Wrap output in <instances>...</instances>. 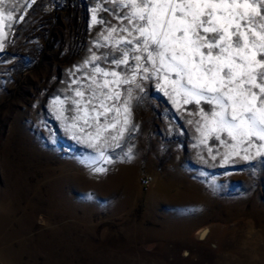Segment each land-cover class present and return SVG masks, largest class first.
I'll return each mask as SVG.
<instances>
[{"label":"rangeland","instance_id":"rangeland-1","mask_svg":"<svg viewBox=\"0 0 264 264\" xmlns=\"http://www.w3.org/2000/svg\"><path fill=\"white\" fill-rule=\"evenodd\" d=\"M29 2L0 17V264H264L256 149L244 159L245 145L221 143L226 134L186 111L197 105L155 81L121 85L132 97L106 99L119 112L99 115L86 103L94 65L77 66L110 51L99 20L119 27L103 10L119 3Z\"/></svg>","mask_w":264,"mask_h":264},{"label":"snow or ice","instance_id":"snow-or-ice-1","mask_svg":"<svg viewBox=\"0 0 264 264\" xmlns=\"http://www.w3.org/2000/svg\"><path fill=\"white\" fill-rule=\"evenodd\" d=\"M107 2L119 3L118 9H103L119 22V27L103 18L99 20L106 26L105 40L110 51L100 56L93 53L84 65L77 66L80 70L94 65L93 74L84 77L95 85L89 86L91 91L86 101L93 110L104 109L99 115L118 113L119 109L106 105V99L119 100L121 91L131 98L132 87L143 91L142 81H155L167 94L181 97L182 104L197 105V111H186L199 115L202 128L210 126L217 139L219 134H226L221 143L234 141L245 145L244 159L251 158L248 154L251 148L256 149V156L264 158L261 151L264 149V0ZM32 3L35 0H30L26 7ZM16 4L17 0H0V17L12 21ZM8 5L13 6L11 10ZM95 12L96 9L93 20ZM23 19V14L16 17L17 22ZM94 47L105 45L98 38ZM97 60L105 62L107 67L96 65ZM97 76L103 77V81H98ZM121 85L132 87L121 89ZM105 88L110 91L104 92ZM76 94L84 97L83 91L77 90ZM117 123L110 121L104 129L115 128ZM73 138L79 139L75 135ZM108 139L103 137V144ZM111 139L118 140V136ZM103 144L99 146L100 158L108 162ZM89 147L96 145L89 141Z\"/></svg>","mask_w":264,"mask_h":264},{"label":"bare ground","instance_id":"bare-ground-1","mask_svg":"<svg viewBox=\"0 0 264 264\" xmlns=\"http://www.w3.org/2000/svg\"><path fill=\"white\" fill-rule=\"evenodd\" d=\"M201 233H202V231L199 232V233H197V236H196V237L198 238L199 236H201ZM1 257H2V256H1ZM0 259H1V258H0ZM1 261H2V260H1ZM1 261H0V262H1ZM1 264H2V263H1Z\"/></svg>","mask_w":264,"mask_h":264}]
</instances>
